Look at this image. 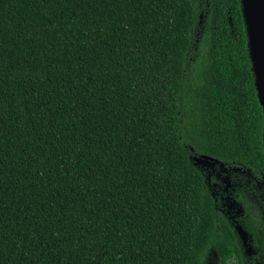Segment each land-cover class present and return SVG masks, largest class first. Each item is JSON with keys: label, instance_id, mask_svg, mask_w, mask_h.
<instances>
[{"label": "trees", "instance_id": "trees-1", "mask_svg": "<svg viewBox=\"0 0 264 264\" xmlns=\"http://www.w3.org/2000/svg\"><path fill=\"white\" fill-rule=\"evenodd\" d=\"M212 252L264 264L263 113L240 0H0V264Z\"/></svg>", "mask_w": 264, "mask_h": 264}, {"label": "water", "instance_id": "water-1", "mask_svg": "<svg viewBox=\"0 0 264 264\" xmlns=\"http://www.w3.org/2000/svg\"><path fill=\"white\" fill-rule=\"evenodd\" d=\"M240 6L257 98L263 113L264 127V0H240ZM194 160L196 164L204 166L216 161L207 156L194 158ZM238 230H240L239 227ZM241 234L244 233L241 232ZM243 238L245 237L243 236Z\"/></svg>", "mask_w": 264, "mask_h": 264}, {"label": "rangeland", "instance_id": "rangeland-1", "mask_svg": "<svg viewBox=\"0 0 264 264\" xmlns=\"http://www.w3.org/2000/svg\"><path fill=\"white\" fill-rule=\"evenodd\" d=\"M230 211H234V207H233V208H230ZM238 227L240 228V230H238ZM236 228H237V229H236L237 234H238V236H239V238H240V241H241V243H242V247L244 248V253H245L246 256L249 257V256H251L252 253L254 252L253 248H252L251 245L248 243V241H249V236H248V234L245 232V230H243L240 226H237ZM241 232L244 233L245 235H244V234H241ZM243 236H244L245 238H243ZM209 264H220V263H219V259H218V257L214 254V252H212V253L209 254Z\"/></svg>", "mask_w": 264, "mask_h": 264}]
</instances>
